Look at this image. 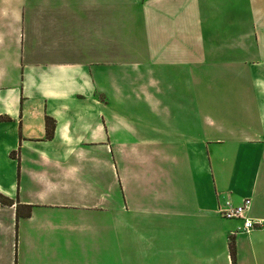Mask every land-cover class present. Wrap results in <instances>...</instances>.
Segmentation results:
<instances>
[{"label": "crops", "instance_id": "obj_1", "mask_svg": "<svg viewBox=\"0 0 264 264\" xmlns=\"http://www.w3.org/2000/svg\"><path fill=\"white\" fill-rule=\"evenodd\" d=\"M0 193L8 264H264V0H0Z\"/></svg>", "mask_w": 264, "mask_h": 264}, {"label": "built area", "instance_id": "obj_2", "mask_svg": "<svg viewBox=\"0 0 264 264\" xmlns=\"http://www.w3.org/2000/svg\"><path fill=\"white\" fill-rule=\"evenodd\" d=\"M251 198L243 197L238 203L225 199L217 208V212L224 218H239L242 220L241 231L248 232L254 228L255 221L248 215Z\"/></svg>", "mask_w": 264, "mask_h": 264}, {"label": "trees", "instance_id": "obj_3", "mask_svg": "<svg viewBox=\"0 0 264 264\" xmlns=\"http://www.w3.org/2000/svg\"><path fill=\"white\" fill-rule=\"evenodd\" d=\"M45 128H46V136L50 137L52 135L53 128H54L53 118L45 116ZM10 155L13 157L16 156L14 151H11ZM13 203H14V200L12 198H9L8 196L0 193V205H12ZM27 207H28V209L26 211V215L29 214V206H27ZM15 209H16V217H17L18 216V204H16ZM229 253L231 255L232 260H234L235 248H234L233 239L229 240Z\"/></svg>", "mask_w": 264, "mask_h": 264}, {"label": "rangeland", "instance_id": "obj_4", "mask_svg": "<svg viewBox=\"0 0 264 264\" xmlns=\"http://www.w3.org/2000/svg\"><path fill=\"white\" fill-rule=\"evenodd\" d=\"M0 206H4V205H0ZM0 264H8L7 258L6 261L4 262L3 260L0 261ZM12 264H21L19 256L18 257H14L12 258ZM24 264H34L32 261H25Z\"/></svg>", "mask_w": 264, "mask_h": 264}]
</instances>
